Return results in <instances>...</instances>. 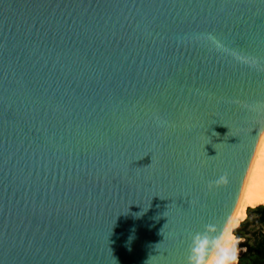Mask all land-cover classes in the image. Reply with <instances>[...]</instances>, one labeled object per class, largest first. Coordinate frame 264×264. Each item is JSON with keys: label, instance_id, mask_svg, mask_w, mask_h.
<instances>
[{"label": "water", "instance_id": "obj_1", "mask_svg": "<svg viewBox=\"0 0 264 264\" xmlns=\"http://www.w3.org/2000/svg\"><path fill=\"white\" fill-rule=\"evenodd\" d=\"M263 147L264 0H0V264H186Z\"/></svg>", "mask_w": 264, "mask_h": 264}, {"label": "clouds", "instance_id": "obj_2", "mask_svg": "<svg viewBox=\"0 0 264 264\" xmlns=\"http://www.w3.org/2000/svg\"><path fill=\"white\" fill-rule=\"evenodd\" d=\"M227 182L225 173L218 179L209 181L207 188L212 191ZM260 205H264V168L256 170L246 201L238 204L235 210L225 217L222 225L210 222L205 224L201 231L190 234L186 264H241V251L247 249H242L245 238L239 234V230L248 219V209H255Z\"/></svg>", "mask_w": 264, "mask_h": 264}, {"label": "trees", "instance_id": "obj_3", "mask_svg": "<svg viewBox=\"0 0 264 264\" xmlns=\"http://www.w3.org/2000/svg\"><path fill=\"white\" fill-rule=\"evenodd\" d=\"M251 213L255 214V217L251 220L245 221L241 226L247 227L251 222L258 226L255 229L251 230L249 228L247 230H250L255 238L256 248H254L255 253L252 255L258 260L257 262L260 264L264 262V205H260L255 209L249 208L248 214ZM250 252L252 251L250 250ZM243 255L244 253L240 257V262H242Z\"/></svg>", "mask_w": 264, "mask_h": 264}, {"label": "flooded vegetation", "instance_id": "obj_4", "mask_svg": "<svg viewBox=\"0 0 264 264\" xmlns=\"http://www.w3.org/2000/svg\"><path fill=\"white\" fill-rule=\"evenodd\" d=\"M254 217H255V214H253V213L248 214L247 220H251ZM257 227H258L257 225H255L254 223L251 222L250 224H248L247 227L241 226V228L239 230V234L245 238V243L242 245V248L247 249V251H244V255H243L241 264H259L257 262L258 260L256 258H254L252 255L253 253H255L254 248H256L255 238H254L252 232H250V230H247L249 228L252 230V229H255ZM250 250L252 252H250ZM260 264H264V262L260 263Z\"/></svg>", "mask_w": 264, "mask_h": 264}, {"label": "bare ground", "instance_id": "obj_5", "mask_svg": "<svg viewBox=\"0 0 264 264\" xmlns=\"http://www.w3.org/2000/svg\"><path fill=\"white\" fill-rule=\"evenodd\" d=\"M259 168H264V147H263V150H262V153H261V156H260V159H259V162H258V165H257V169ZM256 172V171H255ZM249 193V192H248ZM248 196V195H247ZM247 199V198H246Z\"/></svg>", "mask_w": 264, "mask_h": 264}, {"label": "rangeland", "instance_id": "obj_6", "mask_svg": "<svg viewBox=\"0 0 264 264\" xmlns=\"http://www.w3.org/2000/svg\"><path fill=\"white\" fill-rule=\"evenodd\" d=\"M242 249H243V248H242ZM243 253H244V251L242 250V251H241V255H242Z\"/></svg>", "mask_w": 264, "mask_h": 264}]
</instances>
